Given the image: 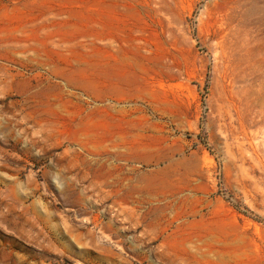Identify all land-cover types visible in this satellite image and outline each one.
<instances>
[{
    "label": "rangeland",
    "instance_id": "1",
    "mask_svg": "<svg viewBox=\"0 0 264 264\" xmlns=\"http://www.w3.org/2000/svg\"><path fill=\"white\" fill-rule=\"evenodd\" d=\"M0 264H264V0H0Z\"/></svg>",
    "mask_w": 264,
    "mask_h": 264
},
{
    "label": "crops",
    "instance_id": "2",
    "mask_svg": "<svg viewBox=\"0 0 264 264\" xmlns=\"http://www.w3.org/2000/svg\"><path fill=\"white\" fill-rule=\"evenodd\" d=\"M133 90H130V92H129V97H133L134 96V93L132 92Z\"/></svg>",
    "mask_w": 264,
    "mask_h": 264
},
{
    "label": "bare ground",
    "instance_id": "3",
    "mask_svg": "<svg viewBox=\"0 0 264 264\" xmlns=\"http://www.w3.org/2000/svg\"><path fill=\"white\" fill-rule=\"evenodd\" d=\"M234 19V18H233Z\"/></svg>",
    "mask_w": 264,
    "mask_h": 264
}]
</instances>
